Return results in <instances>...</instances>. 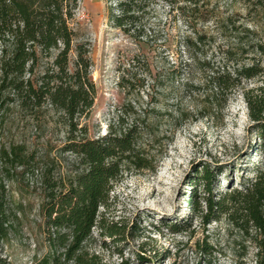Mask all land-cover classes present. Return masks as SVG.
Segmentation results:
<instances>
[{
  "label": "rangeland",
  "instance_id": "374dc122",
  "mask_svg": "<svg viewBox=\"0 0 264 264\" xmlns=\"http://www.w3.org/2000/svg\"><path fill=\"white\" fill-rule=\"evenodd\" d=\"M255 1H160L142 19L144 32L132 36L113 23L115 0H78L70 25L79 41L90 44L96 91L90 113L80 119L86 136L119 134L133 123L149 129L140 144L150 167L123 163L108 205L100 208V218L117 232L108 236L98 225L85 244L104 263L256 264L264 237L224 214L207 221V209L195 207L200 192L194 182L205 167L213 170L219 195L239 188L257 167L264 170L261 139L243 96L259 78L243 80L218 110L206 97L208 72L185 65L191 55L224 65L229 49L234 64L244 28L250 33L243 37L264 42V14ZM9 97L0 109V166L17 218L0 239V257L33 264L47 250L45 177L65 184L79 164L65 148L57 115L32 119ZM15 146L23 153L17 160L2 156Z\"/></svg>",
  "mask_w": 264,
  "mask_h": 264
},
{
  "label": "trees",
  "instance_id": "16d2710c",
  "mask_svg": "<svg viewBox=\"0 0 264 264\" xmlns=\"http://www.w3.org/2000/svg\"><path fill=\"white\" fill-rule=\"evenodd\" d=\"M174 0H115L112 15L117 28L129 35H141L142 19L153 3ZM197 4L200 0H185ZM264 14V0H256ZM78 0H0V109L8 96L32 119L53 112L65 129L66 150L75 156L79 168L67 183L45 177L44 224L47 250L33 264H106L85 244L96 226L113 236L116 227L105 225L100 208L110 199L113 182L122 172V164L149 168L140 144L149 129L134 124L122 133H110L93 139L80 119L88 116L94 104L95 85L91 78L90 44L79 41L70 25ZM237 40V56L224 54V65L190 57L205 75L210 89L206 97L222 109L243 80L259 78L260 84L243 91L249 115L261 139L264 153V42H252L244 28ZM246 38V39H244ZM196 40H201L200 36ZM192 39L186 40L190 50ZM254 54L250 57V54ZM256 55L258 58H256ZM227 62V63H226ZM232 65L228 67V63ZM187 85V84H186ZM209 114V113H207ZM138 122V121H137ZM18 146L3 151L2 156L15 161L22 156ZM23 164V163H20ZM7 173L0 166V239L7 238L17 215L8 202ZM215 174L204 168L195 179L200 194L196 209H207L206 220L227 215L248 233L254 227L264 237V170L257 167L252 177L239 188L219 195L214 193ZM256 264H264V241L257 244ZM0 264H13L0 257ZM118 264H127L122 261Z\"/></svg>",
  "mask_w": 264,
  "mask_h": 264
}]
</instances>
